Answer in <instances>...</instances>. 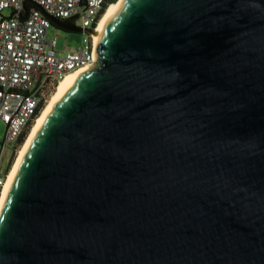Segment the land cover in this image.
Wrapping results in <instances>:
<instances>
[{
    "label": "water",
    "instance_id": "95a60500",
    "mask_svg": "<svg viewBox=\"0 0 264 264\" xmlns=\"http://www.w3.org/2000/svg\"><path fill=\"white\" fill-rule=\"evenodd\" d=\"M95 56L23 153L0 264H264V0H123Z\"/></svg>",
    "mask_w": 264,
    "mask_h": 264
},
{
    "label": "built area",
    "instance_id": "2783aa9c",
    "mask_svg": "<svg viewBox=\"0 0 264 264\" xmlns=\"http://www.w3.org/2000/svg\"><path fill=\"white\" fill-rule=\"evenodd\" d=\"M109 5V0H0V120L6 125L4 144L13 154L60 81L95 62L94 31ZM47 14L82 20L81 27L93 31L87 32L86 45L59 54L57 39L47 38L54 25ZM8 173L0 177V192Z\"/></svg>",
    "mask_w": 264,
    "mask_h": 264
},
{
    "label": "bare ground",
    "instance_id": "6f19581e",
    "mask_svg": "<svg viewBox=\"0 0 264 264\" xmlns=\"http://www.w3.org/2000/svg\"><path fill=\"white\" fill-rule=\"evenodd\" d=\"M123 0H118V2L110 4L109 7L107 8V10L105 11V13L103 14L102 18L99 21V24L97 26V29L94 31V42H95V53H96V47H97V42L98 39L100 37V34L102 33L103 29L105 28V26L107 25L110 17L112 16V14L114 13V11L116 10V8L119 6V4L122 2ZM86 69H82L80 71H75V72H71L69 74H67L58 84L55 92L53 93V95L51 96V98L49 99V101L47 102L46 106L43 108V110L41 111V113L39 114V116L36 118V120L34 121L28 135L27 138L25 139L24 143L22 144L21 148L18 150L17 156L15 158V161L8 173V177H7V181L4 185V187L2 188L1 192H0V210L1 207L3 205V202L6 198L7 192L9 190V187L11 185V182L13 180V177L15 175V172L18 168V165L22 159L23 153L28 145V143L30 142V140L32 139V137L34 136V134L36 133V131L38 130L40 124L42 123V121L44 120V118L46 117V115L48 114V112L50 111V109L52 108V106L55 104V102L57 101V99L59 98V96L62 94V92L68 87V85L77 77L79 76L81 73H83Z\"/></svg>",
    "mask_w": 264,
    "mask_h": 264
},
{
    "label": "rangeland",
    "instance_id": "374dc122",
    "mask_svg": "<svg viewBox=\"0 0 264 264\" xmlns=\"http://www.w3.org/2000/svg\"><path fill=\"white\" fill-rule=\"evenodd\" d=\"M75 24L76 26L81 27L82 20L80 19L76 20ZM47 38L48 40L56 38L57 39L56 51L61 55H66L70 52H74L82 49L86 45L85 40L89 38V34L85 31L69 32L61 28H58L55 25H51V27L48 29L47 32ZM5 132H6V125L3 121L0 120V177L3 178L5 177L7 171L8 172L10 171L18 153L16 152L15 154H13L14 149L4 144Z\"/></svg>",
    "mask_w": 264,
    "mask_h": 264
},
{
    "label": "trees",
    "instance_id": "16d2710c",
    "mask_svg": "<svg viewBox=\"0 0 264 264\" xmlns=\"http://www.w3.org/2000/svg\"><path fill=\"white\" fill-rule=\"evenodd\" d=\"M109 2H110V4H113V3H116L117 2V0H109ZM44 106H41V108H40V110L43 108ZM39 116V113H38V115L36 116V118ZM31 127V126H30ZM30 127H29V129L25 132V133H23V135H22V137H21V139H20V141H19V145L21 146L23 143H24V141H25V139H26V137H27V135H28V132H29V130H30Z\"/></svg>",
    "mask_w": 264,
    "mask_h": 264
},
{
    "label": "flooded vegetation",
    "instance_id": "af4514ba",
    "mask_svg": "<svg viewBox=\"0 0 264 264\" xmlns=\"http://www.w3.org/2000/svg\"><path fill=\"white\" fill-rule=\"evenodd\" d=\"M75 21H76V20H69V22H68V23H71V24H73V25H75V26H76V24H75ZM77 27H79V26H77ZM80 28H82V27H80Z\"/></svg>",
    "mask_w": 264,
    "mask_h": 264
}]
</instances>
